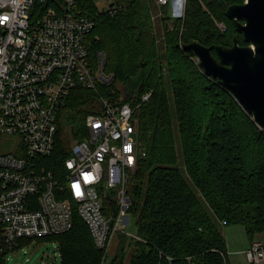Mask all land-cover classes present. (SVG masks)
Listing matches in <instances>:
<instances>
[{
    "label": "trees",
    "instance_id": "1",
    "mask_svg": "<svg viewBox=\"0 0 264 264\" xmlns=\"http://www.w3.org/2000/svg\"><path fill=\"white\" fill-rule=\"evenodd\" d=\"M99 1L77 0V6L95 14ZM107 1L121 9L115 17L98 19L89 39L94 53H105V71L115 77L112 84L98 87L101 96L137 108L140 155L130 183V215L138 235L120 234L116 254L104 259L75 209L70 231L18 240L14 250L52 240L59 243L63 264H231L223 222L242 225L251 243L264 235V130L218 80L194 65L196 55L185 48L195 42L231 48L235 40L249 46L227 15L229 7L246 0H187L182 18L169 14L170 4L160 6L165 8L162 40L153 17L158 0ZM169 24L178 27L170 32ZM134 78L140 79L139 87L129 91ZM98 109L95 91H73L67 128L60 125L57 152L47 160L53 162L50 169L62 171L70 135L80 138L86 117ZM128 248H133L130 256ZM7 254L8 249L0 253V264Z\"/></svg>",
    "mask_w": 264,
    "mask_h": 264
},
{
    "label": "built area",
    "instance_id": "2",
    "mask_svg": "<svg viewBox=\"0 0 264 264\" xmlns=\"http://www.w3.org/2000/svg\"><path fill=\"white\" fill-rule=\"evenodd\" d=\"M99 2L90 14L77 0H0V253L18 240L70 231L75 209L104 259L119 234L130 237V183L140 155L137 108L99 92L115 77L105 71V53L92 51L89 36L98 19L121 9ZM181 2L183 17L187 0ZM79 87L99 95L100 109L86 117L80 138L70 135L57 173L47 160L57 152L59 114ZM246 258L263 263L264 241L252 242Z\"/></svg>",
    "mask_w": 264,
    "mask_h": 264
},
{
    "label": "water",
    "instance_id": "3",
    "mask_svg": "<svg viewBox=\"0 0 264 264\" xmlns=\"http://www.w3.org/2000/svg\"><path fill=\"white\" fill-rule=\"evenodd\" d=\"M227 15L249 46L241 47L235 40L231 48L195 42L185 49L196 55L205 75L218 80L264 130V0L233 5Z\"/></svg>",
    "mask_w": 264,
    "mask_h": 264
},
{
    "label": "rangeland",
    "instance_id": "4",
    "mask_svg": "<svg viewBox=\"0 0 264 264\" xmlns=\"http://www.w3.org/2000/svg\"><path fill=\"white\" fill-rule=\"evenodd\" d=\"M172 4H170L169 8V14L173 17L182 18L180 14V3L182 4L181 0H171ZM156 2V1H155ZM100 6L107 7L110 2L107 0H101L99 2ZM157 10H154L153 17H154V23H155V29L158 34L161 35L159 37V40H162L163 33H162V26H163V19L165 17V11L164 7H160L158 2H156ZM186 7V5H185ZM184 7V10H185ZM171 22V21H170ZM172 23V22H171ZM169 31H174L175 27H178V25L169 24ZM195 66L198 67L199 61L198 59L193 62ZM190 71H194L192 68ZM130 86L128 87L129 91L137 90L140 84L139 78H134L130 81ZM167 84L169 91L172 90L171 81L169 78H167ZM119 89L123 91L124 86L122 84H119ZM134 92V91H133ZM68 117V111L63 110L59 114V123L65 127L66 121ZM243 127L245 124H242ZM67 128V127H65ZM246 128V126H245ZM180 153V164L183 165V157L181 151ZM188 182L191 185V187L197 192L200 200L203 202V204L209 209L208 205L206 204L204 198L202 195L198 192L197 188L195 187L194 183L191 181L190 178H188ZM128 219L130 224L126 227V232L130 235V237H136L138 235L137 233V227L135 224V218L132 215H128ZM222 231L226 240L227 244V250L229 254V259L231 264H249L246 258V251L249 249L251 242L246 234L245 228L242 225H229V226H222ZM120 235V234H119ZM118 235V236H119ZM256 240H262L264 241V235L260 236L259 239ZM119 244V238L116 237L113 241L110 256H114L117 252ZM59 243L57 241H41L37 242L34 241L33 243L28 244L24 248H18V249H9V253L5 257V264H63L62 256L59 251ZM133 248H128L129 256L132 253ZM261 264H264L261 263Z\"/></svg>",
    "mask_w": 264,
    "mask_h": 264
},
{
    "label": "clouds",
    "instance_id": "5",
    "mask_svg": "<svg viewBox=\"0 0 264 264\" xmlns=\"http://www.w3.org/2000/svg\"><path fill=\"white\" fill-rule=\"evenodd\" d=\"M69 167H71V165H69ZM84 178H85V180L90 179V177H88V176H85Z\"/></svg>",
    "mask_w": 264,
    "mask_h": 264
}]
</instances>
